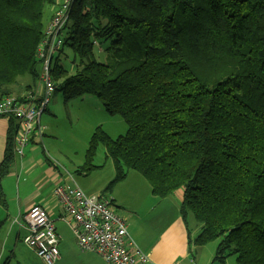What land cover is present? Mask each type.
I'll return each instance as SVG.
<instances>
[{
  "label": "trees",
  "instance_id": "1",
  "mask_svg": "<svg viewBox=\"0 0 264 264\" xmlns=\"http://www.w3.org/2000/svg\"><path fill=\"white\" fill-rule=\"evenodd\" d=\"M54 1L0 0V99L38 82L34 52ZM67 29L56 91L97 98L127 127L116 139L96 128L82 171L103 145L115 175L102 194L129 171L158 198L181 191L180 216L198 227L190 243L216 242L218 264H264V0H76Z\"/></svg>",
  "mask_w": 264,
  "mask_h": 264
},
{
  "label": "crops",
  "instance_id": "2",
  "mask_svg": "<svg viewBox=\"0 0 264 264\" xmlns=\"http://www.w3.org/2000/svg\"><path fill=\"white\" fill-rule=\"evenodd\" d=\"M9 125L8 120L0 118V163L6 149ZM53 156L55 155L51 156L45 152L44 145L43 147L28 146L22 156L14 154L9 173L1 182L4 203H0V224L4 226L9 223V226L2 238L1 228L0 247L3 240L6 248L8 241L14 242V248L18 242L24 244L28 231L24 225L23 216L30 206L38 205L46 210L58 236L60 258L54 264H106L94 253L81 252L70 228L59 220L62 208L53 191L56 185L70 183V181L66 177L68 173L62 172V168ZM129 177L130 175H127L121 183H127ZM72 178L75 182L73 176ZM141 179L139 176L132 178L136 192L140 189L145 190L146 182ZM80 189L87 196L101 194L112 199L114 212L124 220L128 234L138 248L149 255L153 263L218 264L213 261L216 243L212 242L201 247L190 243L197 235L198 227L189 234L179 213V200L172 203L170 196L160 202L152 200L142 205L138 199H131L128 203L119 197L115 200L111 193L102 194V191L97 188L90 189L88 192ZM132 194L136 193L132 191ZM140 206L141 209H139ZM180 255H185L186 258L179 261ZM226 262L227 260L225 264Z\"/></svg>",
  "mask_w": 264,
  "mask_h": 264
},
{
  "label": "built area",
  "instance_id": "3",
  "mask_svg": "<svg viewBox=\"0 0 264 264\" xmlns=\"http://www.w3.org/2000/svg\"><path fill=\"white\" fill-rule=\"evenodd\" d=\"M76 0H55L52 15L38 41L34 57L39 63V88L18 97L0 99V118L15 124L14 154L22 156L26 147L42 145L44 128L40 120L51 95L56 91L52 77L53 58L64 45L72 7ZM67 182L56 185L53 194L62 208L59 220L66 224L81 252L94 253L106 264H155L141 251L127 232L122 218L114 212L112 199L101 194L87 196L66 174ZM28 231L24 244L43 264L59 258L58 236L44 208L32 205L23 216ZM186 258L180 255L179 261ZM172 264H180L174 262Z\"/></svg>",
  "mask_w": 264,
  "mask_h": 264
},
{
  "label": "rangeland",
  "instance_id": "4",
  "mask_svg": "<svg viewBox=\"0 0 264 264\" xmlns=\"http://www.w3.org/2000/svg\"><path fill=\"white\" fill-rule=\"evenodd\" d=\"M51 15L52 7L46 8L43 14V21H46ZM98 50H101L100 47ZM63 51L67 58L62 55L60 59L62 64L68 66L71 59V51L67 48ZM56 56L57 54L54 57ZM38 88L39 82L29 90ZM25 91L22 90V93ZM40 123L44 128L43 144L41 146L43 147L44 145V150L49 155H55L53 156L54 160L62 168V172L72 175L75 183L85 192L95 188L99 191H104L115 175L113 162L107 157L105 147L99 144L92 161L93 168L88 172H84L82 167L86 160V150L96 128L99 127L110 138L116 139L126 133L127 127L124 121L117 115H109L102 103L93 96H83L65 102L63 91L57 90L51 95L47 112L42 115ZM128 175L130 177L127 183L120 182L107 192L108 194L111 193L113 199L116 200L117 197L119 199L123 198L127 203L131 199H138L142 205H146L148 201L160 202L162 200L152 196L150 186L144 177L134 171H129ZM133 176H139V178H142L141 180L146 182L145 190L135 191L137 189L133 188ZM68 184L72 185V183ZM132 191L136 194H132ZM171 197L172 203L176 200L180 201L181 191L174 193ZM139 209H141V206ZM186 224L190 232H193L195 227H197L191 214L187 215ZM8 226L9 223L1 226V238L7 231ZM6 245L7 248L3 240L0 247V264H3L6 260L9 261L8 264H43L34 251L28 249L22 242H18L16 248H14L13 241H8ZM226 264H235V257H229Z\"/></svg>",
  "mask_w": 264,
  "mask_h": 264
}]
</instances>
